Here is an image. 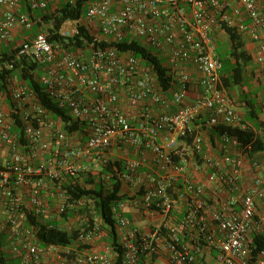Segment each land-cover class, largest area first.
I'll return each instance as SVG.
<instances>
[{
    "label": "built area",
    "instance_id": "built-area-1",
    "mask_svg": "<svg viewBox=\"0 0 264 264\" xmlns=\"http://www.w3.org/2000/svg\"><path fill=\"white\" fill-rule=\"evenodd\" d=\"M59 1L0 0V52L11 45L17 27L23 31L32 28L34 11H45ZM258 3V0H95L88 4L79 20H69L61 26L59 33L63 37H72L77 27L84 25L92 34L97 31L100 36L97 41L141 40L168 69L172 84L167 91L157 84L152 68L143 66L129 52H118L112 46L90 49L86 56L73 54L55 48L47 31L41 29L9 49L18 48L15 59L27 57L42 65L38 83L59 107L66 109L73 121L84 125L82 133L67 134L55 127V122L60 120L55 121L27 87L9 86L13 105L7 113L0 111V143L8 153V161L0 162V232L8 227L14 244L26 252L18 264H41L50 256H55L58 264H116L114 254L80 249L77 243L40 246L34 228L23 226L26 211L31 210L33 216L46 222L53 220L51 206L41 198V191L49 186L50 195L57 200V215L82 208L83 199L70 202L62 183L68 178L81 181L88 174L109 183L112 173L100 171L103 166L114 163L110 149L119 145L141 155L140 159L123 161L121 173L113 165L122 184L138 185L139 167L151 153V164L159 173L148 175L152 185L143 192L140 206L144 211L155 210L167 215L176 204L169 189L175 176L185 173L189 164L184 151L177 146V139L190 135L193 156L201 155L204 166L210 170L207 179L218 181L231 192H239L240 211L234 208L235 198L229 197L228 210L212 216L217 233H208L202 199L204 186L187 179L184 191L190 194V200L180 223L170 228L165 243L169 263L208 264L181 245L180 235L196 229L199 250L215 248L220 252L217 264H264V247L251 261L249 239V233L259 227L254 223V216L256 200L264 199V175L256 177L252 186L241 193L239 157H231L226 152L220 160L202 155L203 131L245 127L241 114L222 86L219 74L222 63L215 54L211 32L222 24L234 27L256 44L254 60L264 72V10ZM186 66L197 73L195 79ZM191 90L196 98L187 104L185 100ZM5 97L6 93L0 94V103ZM122 99L135 110L134 118L124 112ZM156 107L162 110L155 112ZM13 115L20 120L22 142L18 133L12 132ZM163 131L170 135L159 145L156 139ZM77 135L79 139L72 145L68 138ZM220 137L224 143L239 146L237 139L226 132ZM53 141L59 148L54 149ZM174 155L179 156V162L173 160ZM28 159L35 165L27 164ZM222 164L232 165L233 172H220ZM252 166L256 170L264 167V157ZM192 167L196 171L201 169L198 164ZM17 187H27L28 206L16 192ZM123 206L119 202L112 207L120 228L128 225V220L119 214ZM99 232V222L94 219L92 228L81 232L78 241L87 244ZM158 239L159 229L145 235L129 230L121 240L122 264H139L140 255L159 254ZM70 255L73 258L68 260Z\"/></svg>",
    "mask_w": 264,
    "mask_h": 264
},
{
    "label": "crops",
    "instance_id": "crops-1",
    "mask_svg": "<svg viewBox=\"0 0 264 264\" xmlns=\"http://www.w3.org/2000/svg\"><path fill=\"white\" fill-rule=\"evenodd\" d=\"M56 4L50 5L48 9L53 11L56 8ZM53 7V8H52ZM95 30V27L91 26ZM36 31L28 30L23 31L17 27L13 33V39L8 49L15 45L24 42L26 39L35 35ZM211 37L215 43V54L218 59L224 60L221 77H235V73L232 66H235V60L228 56L229 40L225 33L220 28H214L211 32ZM245 48L251 55V61L245 65L240 73L242 82L239 85L229 86L228 94L232 100L233 106L237 112H239L248 128L253 130L257 136L263 134L264 129L259 127L258 121H264V72L261 70L259 64L254 60L257 54L256 44L251 41H246ZM89 54V53H88ZM87 54V55H88ZM187 71L191 73L193 79L197 77V73L190 67H185ZM177 83L174 88L176 89ZM124 98V96H123ZM196 98V93L190 91L185 103H191ZM124 112L134 118L136 116L135 110L130 108L127 103L122 99L121 102ZM12 106V101L8 97L0 103V111L7 113ZM162 109L156 107L155 112H160ZM58 119H55V121ZM12 131L16 132V126L12 127ZM170 135L168 132L163 131L158 135L156 143L159 145L164 144L166 137ZM180 150L184 151L189 162L185 173H179L175 177L173 186L170 188V196L175 199L176 204L169 214L165 215L155 210L144 211L140 206V199L145 189L152 185L148 175L150 173L156 175L159 171L151 164L152 155L148 153L145 156V160L140 165L137 178L138 185L125 183L121 185V193L124 194L127 199L123 201L124 206L119 210V214L128 220V225L125 228H120L117 225V232L119 241L123 236L131 229L136 230L139 234L145 235L150 232L159 229L158 245L160 247L159 254L156 255V259L142 254L139 258V264H170L168 257L165 253V243L169 238L170 228L175 227L181 221L187 208V203L190 200V194L184 190V183L187 179L196 184H203L204 190L202 199L205 204V217H206V231L208 233L216 234L217 229L215 223L212 221V216L218 211H227L226 203L229 197H234L236 202L234 208L237 212L240 211V193L231 192L227 187L221 185L218 181H209L207 177L210 175V170L204 166L201 155L198 157L193 156L194 152L191 146L186 145L184 142L177 139ZM190 151V152H188ZM228 153L231 157H239L242 160V166L239 168L240 174V188L241 193L250 188L256 177L264 175V167L259 170L253 168L252 163L254 161H261L264 157V152L254 153L249 156L243 152L239 146H234L230 143H224L221 141L220 133L215 130L209 132L203 131L202 141V155L210 157L215 160H220L223 153ZM141 155L135 153L132 159H140ZM8 161V153L2 143H0V162L5 163ZM32 160H27V164H31ZM193 164L200 165L201 169L196 171L192 167ZM234 168L232 165L222 164L220 166V172L230 174ZM49 186L47 189L41 191V198L47 205L51 203ZM16 192L22 198L23 203L28 206L29 193L27 187H17ZM50 207V206H49ZM28 208V207H27ZM116 219V218H115ZM95 220L100 223V218L96 215ZM117 223V219H116ZM254 223H258L259 227H255L249 233V238L253 233H264V199L256 200V211L254 216ZM99 232L91 241L87 243L88 249L92 252H104L107 254H113V250L109 243V231L105 227H101ZM197 230H186L180 235L181 245L185 246L189 251L197 253V256L208 264H217L220 252L215 248L210 249H198ZM8 237L13 239L10 234ZM8 238V239H9ZM14 241V239H13ZM9 242V240H8ZM16 244V243H15ZM12 241L3 248V253L10 258L6 264H18L22 257L26 256V252L22 251L18 245H15ZM16 252V253H15ZM41 264H58V260L55 256L44 258Z\"/></svg>",
    "mask_w": 264,
    "mask_h": 264
},
{
    "label": "trees",
    "instance_id": "trees-1",
    "mask_svg": "<svg viewBox=\"0 0 264 264\" xmlns=\"http://www.w3.org/2000/svg\"><path fill=\"white\" fill-rule=\"evenodd\" d=\"M94 1L95 0H61L56 4L57 6L53 11H49V9H46L45 11H34L33 13H35L36 17L32 18L34 23L31 29L36 31L35 34H37L42 29V24H48L49 27L47 29L43 27V29L47 31V36L51 44L59 50L65 49L73 54L81 53L83 56H86L90 52V49L105 46H112L121 53L129 52L132 56L137 58L143 66L152 68L153 72L156 74L157 84L163 90L167 91L172 84L168 69L163 66L162 61L154 55L150 49L143 45L141 40L126 38L119 42L97 41L95 35L90 33L88 28L84 25H79L77 27V32L72 37H63L60 35L59 30L64 22L69 20H79L84 15L88 4ZM258 1L259 6L264 10V0ZM220 29L225 33L230 43L228 56L235 60V66H232V69L236 76L229 78L220 76L222 86L227 90L229 86H236L242 82L240 73L243 67L251 61V55L245 48V43L246 41L249 42V39L239 33L234 27H228L222 24ZM17 51L18 48L13 51L4 48L2 52H0V94L6 93L5 98L8 99V97L10 98L8 95L9 86H14V88L19 87L20 85L25 86L33 93L38 102L50 112L54 120H60L61 128L64 132L67 134L77 132L82 133L84 131V125L73 121L71 116L68 115L66 109L59 107L45 92L44 87L38 83L37 77L41 72L42 65L35 60L28 59L27 57L15 59ZM219 60L222 63L221 72L224 60ZM16 79H19L18 85L16 84ZM13 117V126H16V129H18L15 133H18L20 141L22 142L23 135L20 120L16 115H13ZM243 124H245L244 120ZM258 125L264 129V121H258ZM214 130L220 134L226 132L229 136L236 138L239 142V147L249 156H252L257 152H264V131L261 136H257L253 130L246 126V124L244 128L240 126L218 127ZM179 140L190 146L192 135L187 137L181 136L179 137ZM135 153L137 152L135 151ZM198 156L199 155H196V157ZM173 160L179 162L180 158L178 155H174ZM122 164L123 161H114L113 164L109 163L106 167H102L100 173H112V177L107 184L101 179H94L88 174L84 176L81 181H74V183L71 184L64 183L62 185L63 190L69 196L70 202L80 198L83 199L84 204H86L87 200L92 202L94 214L100 218L99 225L105 227L109 231V243L113 250V254L115 255L116 264H122L124 250L121 241H119L116 228L117 223L112 207L119 202H123L127 197L121 193L122 183L118 179L116 171L113 170V165L116 166L118 173H121L124 171ZM170 191L171 190L169 189V193ZM87 207L88 206L83 207L80 210L86 212ZM74 210L75 209H72L62 213L60 215L61 219L67 220V218H70L72 216L71 213H73ZM31 213V210L26 211V220L23 223V226L29 225L34 228L35 238L40 246L52 244L62 247L77 243V248L84 249L88 247L87 244L78 241V236L80 234L78 230L68 232L61 228L59 222L62 220L46 222L43 218L33 216ZM94 219V217L89 215V224L84 232L92 228L94 225ZM8 234H10L8 227L0 232V264H6L10 260V258L3 253V248L6 244H9L11 241L14 243L13 239L8 237ZM249 239L252 261L258 251L264 247V233H253ZM70 256L71 257H68V260L73 258L72 255ZM152 259L155 260L156 255H153Z\"/></svg>",
    "mask_w": 264,
    "mask_h": 264
},
{
    "label": "rangeland",
    "instance_id": "rangeland-1",
    "mask_svg": "<svg viewBox=\"0 0 264 264\" xmlns=\"http://www.w3.org/2000/svg\"><path fill=\"white\" fill-rule=\"evenodd\" d=\"M53 8V7H52ZM50 11V9H49ZM32 16L33 18H35V13H32ZM42 29L43 27L44 28H48L49 25L44 23L41 25ZM90 28V26H88ZM94 35L97 39L100 38V36L98 35L97 31H94ZM16 84L18 85L19 84V79H16ZM55 127L56 128H61V124H60V121H57L55 122ZM62 130V129H61ZM79 139V135H77L76 137H70L68 138V141L71 142L72 145H75L77 143ZM178 142V141H177ZM54 145V149H57L59 148V144L55 143L53 141L52 143ZM177 146L179 147L180 145L177 144ZM190 152V151H188ZM134 155V150L129 148V149H123L122 147H120L119 145H113L110 149V159L112 161H126V160H131L132 159V156ZM31 165H35L34 162H31ZM66 183L68 184H71L74 182V179H66L65 180ZM64 183H62L63 185ZM26 204V203H25ZM57 204V200L54 196H51V203H50V206H51V213L52 215V218L53 220L52 221H58L57 219L58 218H61L59 215H57V212L55 211L56 210V205ZM87 207V211H82L80 209H82L83 207ZM82 208L80 209H75L73 211V213H71V217L70 218H67V220H62L60 221L59 223L61 224V228H63L64 230H67L68 232H72L73 230H78L80 233L81 232H84L85 229L88 227V218H89V215L92 216V217H96V215L94 214V208H93V204L91 201L87 200L86 201V204L83 206ZM101 232V231H100ZM12 237H13V234H11ZM10 235V236H11Z\"/></svg>",
    "mask_w": 264,
    "mask_h": 264
}]
</instances>
